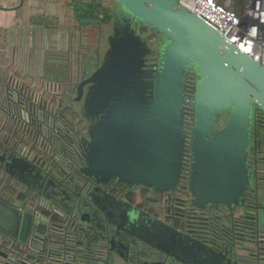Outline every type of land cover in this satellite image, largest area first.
Here are the masks:
<instances>
[{
	"label": "water",
	"instance_id": "obj_1",
	"mask_svg": "<svg viewBox=\"0 0 264 264\" xmlns=\"http://www.w3.org/2000/svg\"><path fill=\"white\" fill-rule=\"evenodd\" d=\"M114 2L101 59L75 86L86 122L79 172L94 184L85 198L71 194V204L60 209L77 220L70 224L76 237L88 234L98 246L93 251L86 243L91 259L79 264H133L118 251L121 245L126 255L131 247L139 264H244L103 187L142 186L161 195L183 183L196 209L244 206L254 183L249 156L254 112L264 113V68L180 0ZM141 27L157 32L154 45ZM0 168L52 201L44 191L55 192L58 183L2 142ZM257 200L264 234V190ZM37 208L29 211L0 195V244L46 237ZM0 257V264L16 260L2 250Z\"/></svg>",
	"mask_w": 264,
	"mask_h": 264
},
{
	"label": "flooded vegetation",
	"instance_id": "obj_2",
	"mask_svg": "<svg viewBox=\"0 0 264 264\" xmlns=\"http://www.w3.org/2000/svg\"><path fill=\"white\" fill-rule=\"evenodd\" d=\"M141 28L146 29L145 36L149 40H153L155 44L156 38L158 37L157 32L150 28ZM154 44L151 43V45ZM153 53H155V50H153ZM70 58L73 60V55L70 56ZM96 65H98V63ZM87 76H83L81 73H79L78 75L72 74V72L70 73L69 84H71L70 88L75 92V96L76 84L81 79ZM5 80H2L0 76V95L2 94V92L5 93L7 91L10 82H13V84L19 83V81L13 79L12 74H8ZM44 83L45 82H41V90L44 86ZM20 84L25 86V83H23L22 81H20ZM26 89L27 90L23 89L25 94L23 93L24 97L22 98H24L26 101V111L31 114L36 108H40V106L42 107L43 105L37 103V99L35 98L36 94H34L35 91L31 89L30 91H28V87H26ZM59 89L60 90L58 92H55V94H53V96L58 97V101L61 96V85L59 86ZM45 101L46 103H52L47 99H45ZM57 103H53L55 107L57 106V112L59 114V122L56 123V135L54 141H58L59 139V141L64 142V145L62 146L64 148L59 147L56 151V156L59 157L62 161V167H60L61 164L59 166V162L55 160L56 165L60 168L59 170H61L60 174H53L51 168L44 164V160L42 161L41 157L37 158V156H34L33 154L27 156L47 176L52 177L58 183L57 188L55 189V192L52 191L50 187H46L44 191V194L51 197L52 201H47L45 197H42L40 195V193H36L35 191H31L29 189L26 190L27 192L25 193V197L27 198L26 201L34 199L37 205H39V201H42L45 204L49 205L51 208L61 210V205L65 206L71 204V194H79V196L85 198L89 189L93 186L94 183L79 172L80 166L83 165V159L80 156V145L81 137L85 134L86 131V122L84 120V131L75 129V131H72L71 134L65 133L66 128H64V125L62 124V118L64 116H62V110L59 108ZM77 103L79 105L81 113V102L77 101ZM43 110L44 114H46L45 110L49 111V109L47 108L42 109V111ZM0 121V142L6 143V145L16 150V147L20 143H22V140H26V136L23 135L21 137V140L12 139L11 141H9V138L6 137V134L5 137L2 136V133H4L2 128L8 125H16V129L21 131L23 128V124L21 122L17 123L14 120H8L2 113H0ZM253 122V144L249 156V166L252 170H254V183L252 188L248 192L247 200L242 207H236L230 211H228L224 206H220V208L218 209L211 210L196 209L190 205V193L183 183H181L177 189L167 193H163L161 195L154 194L149 188L142 186H137L132 190H128L122 184L111 183L103 188H105L116 197L126 200L133 206H136L139 209L148 212L152 216L175 226L179 230L189 233L202 242H205L208 245L212 246L216 250L226 253L227 255L231 256V258L237 261L243 262L244 264H264V234L259 231L256 221L258 212L260 211V205L257 200V196L264 190V113L259 109H256L254 112ZM58 134H64L65 136L59 135L58 137ZM76 147L79 148L78 157L75 155ZM52 154L55 155L54 151ZM40 155L43 156L44 153H41ZM2 172H4L5 174H2ZM0 175H2L3 178L7 181L11 179L9 177L10 175L1 168ZM9 184L13 186L10 182ZM36 184L38 185V182H36L35 185ZM139 188H143L144 192H137ZM64 192H66V195L63 194V197H59V194ZM64 196H66V198ZM133 197H136L137 201L132 200ZM68 198L70 200H68ZM24 209L31 211L29 207H24ZM65 213L67 212L65 211ZM72 220L74 219H69L70 222H72ZM109 232V230H106L104 233ZM88 238L90 239V236L87 234L84 240L85 242L87 241L86 243H89L88 249L93 251L98 250V246H96L94 242H89ZM104 245L106 248L102 247V252L108 251L107 244ZM118 251L121 253V255L127 257L130 262H133V264H139L138 262L135 263L134 258H132L133 253L131 247L128 255H126L127 252L122 245L120 246Z\"/></svg>",
	"mask_w": 264,
	"mask_h": 264
},
{
	"label": "built area",
	"instance_id": "obj_3",
	"mask_svg": "<svg viewBox=\"0 0 264 264\" xmlns=\"http://www.w3.org/2000/svg\"><path fill=\"white\" fill-rule=\"evenodd\" d=\"M180 2L264 68V0H240L242 7L237 15L227 12L212 0H180ZM44 86L40 93L34 92L37 103L43 106L36 108L31 114L26 111V101L22 98L24 97L23 89L27 90L26 86L20 82L18 84L10 82L7 91L0 95V113L4 114L8 120L23 124L21 133L22 136H26L29 145L22 142L16 147V151L25 157L33 154L40 158L34 148L48 157H55L52 153L59 114L57 106L55 107L53 103H46L44 94L47 92L55 94L60 90V85L44 83ZM45 108L49 109V111L45 110L46 114H44V110L42 111ZM2 134L3 137L6 136L4 133ZM6 137L9 138V141L12 140L9 136ZM76 149L75 155L78 157L79 148L76 147ZM37 209L48 225L46 237L37 239L30 236L26 243L11 244L5 241L0 244V250L8 255L16 256L14 264H48L53 259L59 260L62 257L58 253L61 247L60 238L66 240L76 238L77 230L70 227V224L76 225V221L70 222L71 217L65 211L51 208L42 201H39ZM66 215H68V222L64 221ZM55 217L58 218L57 221L54 219ZM4 239L6 240L5 236ZM55 249L57 250L54 251ZM41 258L43 261L40 262ZM0 260L5 263L3 258L0 257Z\"/></svg>",
	"mask_w": 264,
	"mask_h": 264
},
{
	"label": "rangeland",
	"instance_id": "obj_4",
	"mask_svg": "<svg viewBox=\"0 0 264 264\" xmlns=\"http://www.w3.org/2000/svg\"><path fill=\"white\" fill-rule=\"evenodd\" d=\"M77 1L80 2L82 0H22V5L15 12H0V37L3 40L7 37V41H9V44L6 45V52H4L5 47H0V57L5 58V60L9 62L12 53L14 55L16 52L24 51V48H28V50L30 49V47L20 46L17 42L19 34L24 35V33H27L30 39L33 34L37 33L35 30L38 29L30 28V23L43 24L44 22L51 23L54 20L53 23L59 24L62 31L68 32V46L65 51L70 56L73 55L74 60L69 62V64L66 63V65H63L60 62H55V65H52L46 61V59H50L49 57L51 56L61 57L63 55H59L62 53L58 49L49 48L44 51V56L42 57L44 60L43 65H39L40 63L35 66L30 65L33 68H30L29 71H27L25 66H21L22 68H20V70L22 71H19L18 75H15L14 71L12 76L14 80L25 83L26 87L29 84H26V80L24 81V75H26L27 72H29L28 76H30V85H34L32 88L38 87L40 82L61 85L62 90L60 93L63 95L60 97L62 100L60 106L63 105L64 108L69 109V112L74 114L76 118H82L79 105L74 99L75 92L70 88V73L72 72V74L76 75L81 73L83 76H87L96 68V64L99 63L98 59L100 61L102 53L107 45L106 37L111 30V19L109 22L102 24H78L77 19L75 18L77 14L73 11V4H76L74 2ZM212 1L229 13L236 15L237 13H240L237 0ZM91 2L94 4L100 3V6L103 5L108 13H111L116 7V3L113 0H92ZM18 3L19 0H0V4H3L6 7L15 6ZM96 12L97 10H93L92 13L95 14ZM97 25H99V28ZM9 26L10 28L7 33L6 30ZM142 34L145 35L143 31ZM150 43L154 44L153 40H150ZM30 53L31 55L33 54L32 52ZM76 59L81 62L80 65H73ZM5 72L4 69H0L2 80L7 76ZM39 90H35V92L40 93L41 88H39ZM56 100L58 101V97H56ZM137 192H144V190L143 188H139ZM132 200L137 201L136 197H133Z\"/></svg>",
	"mask_w": 264,
	"mask_h": 264
},
{
	"label": "crops",
	"instance_id": "obj_5",
	"mask_svg": "<svg viewBox=\"0 0 264 264\" xmlns=\"http://www.w3.org/2000/svg\"><path fill=\"white\" fill-rule=\"evenodd\" d=\"M21 0H19V3L15 6L12 7H6L3 4H0V12H15L16 10H18L20 8V6L22 5V2H20ZM92 1V0H91ZM90 0H82V1H77L74 2L76 4H73V11L75 12V14H77L78 16H75V18L77 19L78 24H82L79 22L80 19V15L84 12H87L90 10V7L88 6V3L91 2ZM103 7V5H102ZM80 18V19H79ZM94 19V18H92ZM96 19V18H95ZM99 20V19H98ZM54 20L51 23H30L32 27V29L36 28L38 30H35L37 33L33 34L32 37H30L29 39V35L27 33H24V35H20L17 39V42L20 46H26V47H30V49L28 50V48H24V51L22 52H16L12 53V56L10 58V61L7 62L5 60V58L0 57V69H4L6 72V74H14L15 71V75H18L20 68H22L23 66L26 67L27 71H29L31 67L30 65H43V56H44V51L47 49H58L59 51H61L62 55L60 57H56L54 56V58L49 57L50 59H46V61H48L50 64L55 65V62H60L63 65H66V63L69 64V62L73 61L70 58V55L67 54V52L65 51V49H67V44H68V38H69V34L67 31H62L59 24H54L53 23ZM100 22V20H99ZM99 24V23H98ZM97 27L99 28V25H97ZM10 26L7 27V33L9 30ZM77 30V29H76ZM39 31V33H38ZM41 31V33H40ZM79 31V30H78ZM62 33V35H61ZM7 44H9V41H7V37L3 40L0 37V47L4 48L5 47V51L7 49ZM32 52L33 54L31 55ZM41 56V57H40ZM79 59V58H78ZM76 59L75 62L73 63V65H80V61ZM78 60V61H77ZM27 65V66H26ZM22 66V67H21ZM36 68V67H35ZM13 71V72H12ZM28 73L26 75H24V81L26 80V84L28 88L32 89L33 91L35 90H39V88H41V82L39 84L38 87L36 88H32L34 87L33 84L30 85V76H28ZM11 137V136H10ZM24 174H28L27 171H21ZM33 173V172H32ZM34 174V173H33ZM11 179H9L8 182H10L14 187V190H4V184L5 183H1L0 181V195L10 199L11 201H13L14 203L18 204L19 206H21L22 208L24 207H29L30 210H33L37 207V203H35V200H27L26 201V197H25V193L27 192L26 190L29 189L31 191H34V189L28 187V185H26L25 183H23L22 181L16 179L14 176H9ZM32 180H35L34 177H30ZM37 182V181H36ZM39 211V209H38ZM41 212V211H40Z\"/></svg>",
	"mask_w": 264,
	"mask_h": 264
},
{
	"label": "trees",
	"instance_id": "obj_6",
	"mask_svg": "<svg viewBox=\"0 0 264 264\" xmlns=\"http://www.w3.org/2000/svg\"><path fill=\"white\" fill-rule=\"evenodd\" d=\"M239 1L237 0V3H238L237 5H238V9L241 10L242 4ZM88 6L90 7V10L82 13L80 15V18H94V19L96 18V19L100 20L99 24L100 23L101 24L107 23L110 21V19H112V12L113 11L111 13H108V11H106L104 9V7L100 6V3L94 4L93 2H90V3H88ZM93 10H97V12L95 14H93L92 13ZM239 10H238V12H239ZM76 16H78V15H76ZM140 31H141V33H142V31L145 33L146 29L141 28ZM61 95H63V94H61ZM44 97H45V99H47L48 101H50L54 104H56L58 102L57 105L62 110V116H64L62 118V124L64 125V128H66L65 133L71 134L72 131H75V129H79L81 131L85 130L84 118L82 116H81L82 118H76L74 116V114H71V112H69V109L64 108L63 105L60 106L62 104L61 99L59 101H57L56 97L49 94V93H45ZM2 129L4 131V134H6L9 137L11 136L10 138H12L14 140H21L22 133L20 130L16 129V127L14 125L5 126ZM59 135L60 134H58V137H59ZM60 136H65V135L61 134ZM22 142L29 145L28 139L22 140ZM63 145H64V142L59 141V139H58V141L54 142L55 157H53V158H50V157L46 156L45 154L43 156L40 155L41 152H39L37 149L34 148V150H36L35 153L38 154L39 157H41L42 161L44 160L45 165H47L48 167L51 168L53 174H57V173L60 174L61 170H59L60 168L56 165L55 160H57V162H59V166L61 164L60 167H62V161L59 157L56 156V151L58 150L59 147H62ZM62 148H64V147H62ZM2 174H5V173L2 172ZM4 180H6V179H4L2 175H0L1 183L2 182L6 183V184H4L3 189L13 191L14 188H12V187H14V186H11L7 180L6 181H4ZM54 219H56V221L58 220V218H56V217ZM178 226H180V225H178ZM85 244H86L85 240L82 238H78V237L70 238L67 240L64 238H60V246L61 247H60V250L58 251V253L61 254L60 256H62V257H60L59 260L53 259L54 261L53 260L49 261L48 264H79V260L81 258L82 259H91L90 254L85 250V247H86ZM56 250L57 249H55L54 251H56ZM39 261L40 262L43 261V258L39 259Z\"/></svg>",
	"mask_w": 264,
	"mask_h": 264
}]
</instances>
